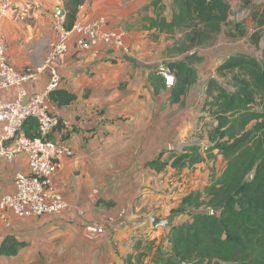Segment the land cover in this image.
<instances>
[{"label":"crops","instance_id":"obj_1","mask_svg":"<svg viewBox=\"0 0 264 264\" xmlns=\"http://www.w3.org/2000/svg\"><path fill=\"white\" fill-rule=\"evenodd\" d=\"M154 1L85 0L79 6L76 20L105 17L109 28L124 32L126 49L100 45L81 50L73 44L57 58L55 64L62 75L59 90L75 95L72 100L57 102L61 125L51 136L69 142L75 152L60 160L62 167L52 183L68 207L27 218L10 210L3 212L0 264H129L130 257L136 262L142 252L148 255L139 264H156L158 247L169 245L171 226L192 218L184 211L172 218L170 214L186 205L192 194L193 199L196 193L206 195L212 183L206 177L215 173L216 157L182 170L171 163L174 154L210 147H201L197 138V132H204L207 83L217 77L225 58L235 53V44L220 39L212 45L214 49L200 50L204 59L195 64L198 79L174 102L159 67L169 66L184 54L167 51L165 37L170 33L157 23L164 16L172 21L173 0H162L159 5ZM61 3L18 0L15 11L0 18V34L8 41L10 62L23 73L40 70L24 82L32 94L43 91L50 82L45 63ZM62 13L65 16L66 10ZM16 95L17 88L0 90V100L12 101ZM193 133L195 143L191 138L190 144L187 139ZM213 152L218 159L222 156L218 150ZM161 163L166 166L158 169ZM28 170L25 154L13 163L3 162L0 198L13 193L16 174ZM186 179H191V190L184 185ZM154 216L169 220L168 224L155 227ZM93 222H100L105 232L89 231L87 226ZM13 239L22 243L17 251L2 252L6 240L5 248L15 245Z\"/></svg>","mask_w":264,"mask_h":264},{"label":"trees","instance_id":"obj_2","mask_svg":"<svg viewBox=\"0 0 264 264\" xmlns=\"http://www.w3.org/2000/svg\"><path fill=\"white\" fill-rule=\"evenodd\" d=\"M64 1L65 24L72 28L79 6L85 0ZM160 2L162 0L153 3L159 5ZM245 2L250 4L252 0ZM172 11L171 22L164 16L158 18L157 23L168 33L183 32L185 39L181 50L183 58L168 64L176 83L170 88L164 84L172 90L174 102H179L198 79L195 64L204 59L200 50L217 43L222 34L223 39L236 41L246 33L240 24L239 33L227 29L231 0H173ZM253 21L258 29L248 36V41L258 49L262 40L259 28L264 27V6L253 14ZM229 77L231 87L227 88L220 79ZM74 98V94L59 88L50 94L55 107L58 101L63 103ZM204 105L217 123L214 132L209 134L213 145L206 150L208 155L204 156L199 150L177 153L171 166L177 170L192 168L207 158L216 157L215 149L224 157L226 166L205 191L209 209L200 214L189 212L190 221L172 225L169 245L165 249L158 247L155 263L264 264V48L259 55L235 52L226 57L217 68V77L207 83ZM60 125L61 121L55 131ZM24 132L30 138L39 137L37 120L30 118L24 124ZM158 165V169L166 166ZM200 195L196 193L195 199L189 196L186 202L193 203ZM184 209L182 205L174 213ZM215 211L220 213L215 214ZM8 240L2 252L14 253L22 244L13 239L15 245L11 243L8 249L5 248ZM147 255L140 253L136 262L130 257L129 264H139Z\"/></svg>","mask_w":264,"mask_h":264},{"label":"built area","instance_id":"obj_3","mask_svg":"<svg viewBox=\"0 0 264 264\" xmlns=\"http://www.w3.org/2000/svg\"><path fill=\"white\" fill-rule=\"evenodd\" d=\"M18 0H0V18L15 11ZM55 37L50 45L45 68L50 70V82L46 89L32 94L24 82L36 76L40 70L23 73L9 60V45L0 34V90L17 88L12 101L0 100V168L3 162L13 163L20 154H25L29 170L19 172L14 179L15 190L0 198V215L6 210L20 218L57 213L68 207L64 195L54 189L52 183L62 167L61 159L73 156L74 149L67 141L50 139L61 118L50 100V94L62 83V75L55 62L69 52L73 44L81 50L105 45L125 50V34L108 27L105 17L93 20L77 19L72 28L65 24V16L56 15ZM75 40L73 41V38ZM167 87L176 83L175 74L167 65L159 67ZM34 118L38 122L39 137L30 138L24 133V124ZM91 232L103 234L105 227L100 222L87 226Z\"/></svg>","mask_w":264,"mask_h":264},{"label":"rangeland","instance_id":"obj_4","mask_svg":"<svg viewBox=\"0 0 264 264\" xmlns=\"http://www.w3.org/2000/svg\"><path fill=\"white\" fill-rule=\"evenodd\" d=\"M231 5H232V12H231L230 22L228 23L227 29L233 30L235 33H239L240 31H242L240 28L237 27L240 24L242 26V28H244V31L246 34H245V36H243V38H239L236 41L231 40L228 42L235 44L234 52H245V53H249V54L259 55L261 53L262 49L264 48V27L259 28V30H261L262 40L260 42V47L258 49H256V47H254L250 44V42L248 41V36L253 34L255 32V30L258 29V28H256V23L253 21V14L257 10L263 8L264 0H252V2L250 4H247L245 2V0H231ZM60 7H61L62 11H65V10L67 11L65 1L62 0ZM165 10H161V13H164ZM169 14L170 13H168V15ZM51 32L53 33V40H54V37H55L54 22H53V27L51 29ZM223 38H224V34H222L219 37V39H223ZM165 39L169 43L168 48H167V51L169 53H171L173 55L184 54L181 51V50H183L182 48H184L183 45L185 44L183 32L176 31L174 33H170V35L166 36ZM214 46L211 45L208 47V49H201V50H202V52H204L205 50L207 52L211 49H214ZM221 81H223V83L225 85H227L226 86L227 88L231 87L230 77L226 78V79L222 78ZM204 112H205V114H204L203 128H204L205 133L202 131L201 133H204V135L200 136L201 133L197 132L198 133L197 138L198 137L200 138V140L198 138V142L201 144L200 145L201 147L203 145H205V146H212L213 145V141H210V139H209V134L211 132H214V129L216 128V124H217L215 117L211 116V114L209 112V108L208 107L205 108V105H204ZM194 137H196V133H193V135H191V137L188 138L187 141L189 139L191 140V138L193 139ZM190 140L188 141V143L191 144ZM193 140H194L193 143H195V139H193ZM199 149H200V147H199ZM215 150L217 151L218 149H215ZM200 151H202L204 155H206V156L208 155V153L204 149L201 148ZM215 156H216V159H215L214 165H213L214 166L213 170L215 173H211L206 177V179H208L210 181L211 180L213 181L218 177V174L216 172L220 173L223 170V168L225 166V162H226L223 156H221L219 159L217 157L218 154H215ZM189 178H190V174H189ZM184 182H185L184 185L188 186V188H190V190H191V187H190L191 186V179H190V181H188V179H186V181H184ZM192 197H194L193 194H192ZM184 208H186V210H184V212H187V213L192 212V214H198V213L200 214V213L206 212L209 209L208 204H207V196L202 195L199 199H196L193 202V204L190 205V203H187L186 205H184ZM176 214L177 213H174V215L170 214V218H172ZM167 240H168V238H167Z\"/></svg>","mask_w":264,"mask_h":264},{"label":"water","instance_id":"obj_5","mask_svg":"<svg viewBox=\"0 0 264 264\" xmlns=\"http://www.w3.org/2000/svg\"><path fill=\"white\" fill-rule=\"evenodd\" d=\"M59 14H60V15H63L62 11H60ZM249 178H250V179L253 178V173L250 174ZM214 213H215V214H219L220 212H219V211H215ZM152 222H153V225H154L155 227H158V226H164V225L168 224V220H167V219H163V218L158 217V216H154V217L152 218Z\"/></svg>","mask_w":264,"mask_h":264}]
</instances>
